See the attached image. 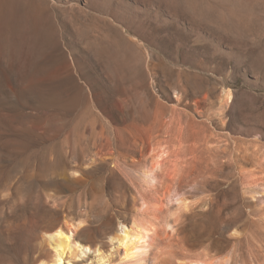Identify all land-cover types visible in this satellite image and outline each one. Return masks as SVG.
<instances>
[{
	"label": "rangeland",
	"instance_id": "obj_1",
	"mask_svg": "<svg viewBox=\"0 0 264 264\" xmlns=\"http://www.w3.org/2000/svg\"><path fill=\"white\" fill-rule=\"evenodd\" d=\"M63 223L144 230L105 264H264V0H0V264Z\"/></svg>",
	"mask_w": 264,
	"mask_h": 264
},
{
	"label": "bare ground",
	"instance_id": "obj_2",
	"mask_svg": "<svg viewBox=\"0 0 264 264\" xmlns=\"http://www.w3.org/2000/svg\"><path fill=\"white\" fill-rule=\"evenodd\" d=\"M231 98V93H228L226 98L227 102H229ZM150 169H153V167H150L149 170ZM74 174L76 175V173ZM66 181L71 180L67 179ZM64 224L65 223L57 224L56 226L51 227L48 231L44 232L45 234L43 235L42 242L48 251L44 256V259L41 261V264H79L80 262L86 261V259L94 260L96 264H105V260L109 257V254L107 256L106 254H111V252L113 253L117 248H124L126 257L129 256V259L136 258L139 253V244L144 238V230L138 228L136 223H133L132 226L120 223L115 232L110 234L108 238L109 244L104 246L96 242L97 238L93 231L85 230L80 236H77L73 229H67ZM74 228H79V225H74ZM186 238L189 237L187 236ZM206 239L211 240L210 237ZM203 241L201 240V243ZM182 242L185 241L182 240ZM187 243L189 244V240H187ZM192 246L193 245H191V247ZM190 264L207 263L199 260L191 262ZM214 264L219 263L217 262Z\"/></svg>",
	"mask_w": 264,
	"mask_h": 264
},
{
	"label": "water",
	"instance_id": "obj_3",
	"mask_svg": "<svg viewBox=\"0 0 264 264\" xmlns=\"http://www.w3.org/2000/svg\"><path fill=\"white\" fill-rule=\"evenodd\" d=\"M165 116H168V112L166 111V114H165Z\"/></svg>",
	"mask_w": 264,
	"mask_h": 264
}]
</instances>
